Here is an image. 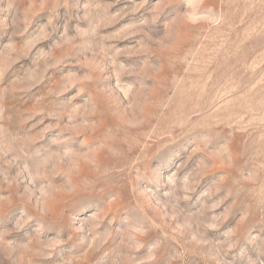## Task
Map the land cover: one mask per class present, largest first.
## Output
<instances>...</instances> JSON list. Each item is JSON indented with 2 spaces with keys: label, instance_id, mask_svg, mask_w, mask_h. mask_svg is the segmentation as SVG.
Wrapping results in <instances>:
<instances>
[{
  "label": "rangeland",
  "instance_id": "1",
  "mask_svg": "<svg viewBox=\"0 0 264 264\" xmlns=\"http://www.w3.org/2000/svg\"><path fill=\"white\" fill-rule=\"evenodd\" d=\"M0 264H264V0H0Z\"/></svg>",
  "mask_w": 264,
  "mask_h": 264
}]
</instances>
